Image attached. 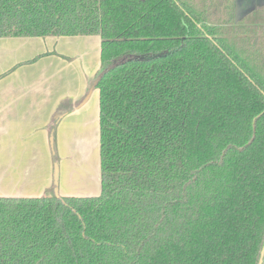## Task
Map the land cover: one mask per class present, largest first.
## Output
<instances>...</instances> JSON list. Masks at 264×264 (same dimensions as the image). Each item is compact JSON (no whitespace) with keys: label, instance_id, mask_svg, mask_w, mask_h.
Returning <instances> with one entry per match:
<instances>
[{"label":"trees","instance_id":"obj_1","mask_svg":"<svg viewBox=\"0 0 264 264\" xmlns=\"http://www.w3.org/2000/svg\"><path fill=\"white\" fill-rule=\"evenodd\" d=\"M77 36L100 38V194L0 197V264H258L264 9L0 0V38Z\"/></svg>","mask_w":264,"mask_h":264},{"label":"crops","instance_id":"obj_2","mask_svg":"<svg viewBox=\"0 0 264 264\" xmlns=\"http://www.w3.org/2000/svg\"><path fill=\"white\" fill-rule=\"evenodd\" d=\"M233 4L238 25L264 9V0ZM97 37L0 38V197L53 196L52 122L59 195L100 194L99 91L93 86L100 71ZM93 155L95 173L86 164H94ZM68 179L79 182L69 186Z\"/></svg>","mask_w":264,"mask_h":264},{"label":"rangeland","instance_id":"obj_3","mask_svg":"<svg viewBox=\"0 0 264 264\" xmlns=\"http://www.w3.org/2000/svg\"><path fill=\"white\" fill-rule=\"evenodd\" d=\"M90 39H95L94 37L93 38H90ZM99 39V37H97V40ZM96 40V41H97ZM93 41V40H92ZM92 56L93 57H97V55H96V51H94V52H92ZM92 58V57H91ZM93 62H95L94 60H93ZM100 68V67H99ZM100 72V71H99ZM98 72V73H99ZM56 124V123H55ZM55 124H53V122H52V125H51V127H50V135H51V138H50V141H51V144H52V150H53V153H54V158H56V159H58V149H57V146H56V135H55V133L53 132V130H54V127H55ZM95 152H96V149H95ZM90 154V156L92 155V152L91 153H89ZM77 156V155H76ZM78 157V156H77ZM60 158V157H59ZM91 160V162L92 161H94V164L93 165H91V163H86L88 166H90V168H91V170L92 171H94L95 170V167H96V165H97V163H96V161H97V156H96V158H95V156L93 155L92 157H89ZM95 158V159H94ZM57 162L59 163V160H57ZM95 163H96V165H95ZM95 165V166H94ZM94 173H95V171H94ZM59 179V178H58ZM69 180V179H68ZM79 182V180H77V179H74L73 180V183L71 182V180H69V182L67 183V185L69 184V186H71V185H75V186H77L76 184ZM57 185H59V180L57 181ZM54 188H55V185L53 186V190H54ZM69 188V187H68ZM52 194H51V192H49L48 194H45V196H51ZM68 197H70V196H68Z\"/></svg>","mask_w":264,"mask_h":264},{"label":"water","instance_id":"obj_4","mask_svg":"<svg viewBox=\"0 0 264 264\" xmlns=\"http://www.w3.org/2000/svg\"><path fill=\"white\" fill-rule=\"evenodd\" d=\"M97 82V78L94 80L93 86L95 87ZM51 138V137H50ZM59 163L57 161H55L53 163V186L55 185V188L53 190V196L54 197H61L58 193V185H57V181L59 180ZM263 257H264V244L260 253V258L258 261V264H262L263 263Z\"/></svg>","mask_w":264,"mask_h":264}]
</instances>
